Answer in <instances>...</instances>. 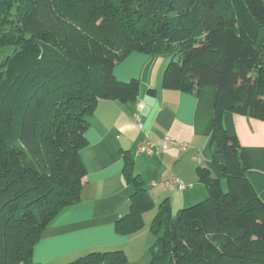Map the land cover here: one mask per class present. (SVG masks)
<instances>
[{"label":"trees","instance_id":"1","mask_svg":"<svg viewBox=\"0 0 264 264\" xmlns=\"http://www.w3.org/2000/svg\"><path fill=\"white\" fill-rule=\"evenodd\" d=\"M0 264H43L44 230L81 199L89 117L99 99L135 100L137 79L116 64L139 51L170 58L164 86L217 88L211 159L198 168L208 196L172 211L159 205L148 264H264V201L224 111L264 119V0H0ZM133 184L120 233L143 229L156 202L125 155ZM67 264H128L122 249Z\"/></svg>","mask_w":264,"mask_h":264},{"label":"crops","instance_id":"2","mask_svg":"<svg viewBox=\"0 0 264 264\" xmlns=\"http://www.w3.org/2000/svg\"><path fill=\"white\" fill-rule=\"evenodd\" d=\"M169 60L165 55L133 51L116 64L118 79L139 81V95L128 102L99 99L89 117L88 143L81 151L87 170L81 199L44 230L34 248L36 262L67 264L91 251L122 249L128 264H148L156 239L151 223L160 203L169 198L175 213L208 195L198 168L205 166L219 175L210 147L217 88L210 84L198 91L166 88L163 80ZM221 119L226 130L239 137L251 165L248 177L264 201V119L228 110ZM167 136L177 142L168 149L163 145ZM145 139L158 153L139 152ZM126 154L134 158L135 173L146 181L158 205L145 212L143 229L132 234L116 229L117 220L130 210L134 191L124 176ZM174 178L186 188H166L164 182Z\"/></svg>","mask_w":264,"mask_h":264},{"label":"built area","instance_id":"3","mask_svg":"<svg viewBox=\"0 0 264 264\" xmlns=\"http://www.w3.org/2000/svg\"><path fill=\"white\" fill-rule=\"evenodd\" d=\"M139 126L140 128L143 127V122L140 121L139 122ZM148 134V132H147ZM177 142H175L170 136H167L165 139H164V142H163V145H164V148L168 149L170 148L171 146H173V144H175ZM179 145L180 147L186 149L187 146L183 143H180L179 142ZM138 150L139 152H142V153H147V154H155V153H158V150H155L152 146H151V143L148 139H145L144 141H142L138 147ZM194 158L195 159H199V156H198V153H195L194 154ZM164 185L166 188L168 189H171V190H175V189H184L186 188V185L181 183L177 178H174L172 180H166L164 182Z\"/></svg>","mask_w":264,"mask_h":264},{"label":"rangeland","instance_id":"4","mask_svg":"<svg viewBox=\"0 0 264 264\" xmlns=\"http://www.w3.org/2000/svg\"><path fill=\"white\" fill-rule=\"evenodd\" d=\"M13 50H14V47L11 46V45H8V46L4 47L3 50L0 52V60H2L6 55H10V54H12ZM207 196H208V195H207ZM207 196H205L203 199H206ZM203 199H202V200H203ZM199 201H201V200H199ZM199 201H197V202H199ZM197 202H194V203H197ZM192 204H193V203H192ZM156 207H158L157 204L155 205V208H156Z\"/></svg>","mask_w":264,"mask_h":264}]
</instances>
